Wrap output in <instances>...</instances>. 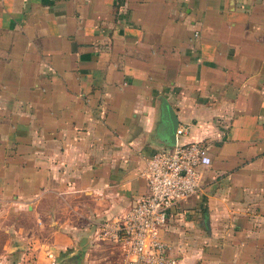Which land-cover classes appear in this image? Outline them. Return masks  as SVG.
Listing matches in <instances>:
<instances>
[{
	"label": "crops",
	"instance_id": "1",
	"mask_svg": "<svg viewBox=\"0 0 264 264\" xmlns=\"http://www.w3.org/2000/svg\"><path fill=\"white\" fill-rule=\"evenodd\" d=\"M210 158L158 230L177 264H264V0H0V204L46 226L48 264H116L105 220L145 159Z\"/></svg>",
	"mask_w": 264,
	"mask_h": 264
},
{
	"label": "built area",
	"instance_id": "2",
	"mask_svg": "<svg viewBox=\"0 0 264 264\" xmlns=\"http://www.w3.org/2000/svg\"><path fill=\"white\" fill-rule=\"evenodd\" d=\"M186 129L187 126H177L172 146L156 150L145 159L140 173L146 181V193L125 212L98 226L97 237L121 249L122 256L116 264H177L165 252L158 230L169 208L198 191L199 170L210 163L199 142H177L176 137Z\"/></svg>",
	"mask_w": 264,
	"mask_h": 264
},
{
	"label": "rangeland",
	"instance_id": "3",
	"mask_svg": "<svg viewBox=\"0 0 264 264\" xmlns=\"http://www.w3.org/2000/svg\"><path fill=\"white\" fill-rule=\"evenodd\" d=\"M49 239L46 226L21 209L0 204V264H48Z\"/></svg>",
	"mask_w": 264,
	"mask_h": 264
},
{
	"label": "water",
	"instance_id": "4",
	"mask_svg": "<svg viewBox=\"0 0 264 264\" xmlns=\"http://www.w3.org/2000/svg\"><path fill=\"white\" fill-rule=\"evenodd\" d=\"M166 117L169 123V130H168V139L173 144L175 139V129L177 127L178 121L177 118L173 112V110L169 107H165ZM62 264H73L72 262H63Z\"/></svg>",
	"mask_w": 264,
	"mask_h": 264
}]
</instances>
